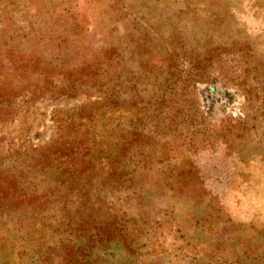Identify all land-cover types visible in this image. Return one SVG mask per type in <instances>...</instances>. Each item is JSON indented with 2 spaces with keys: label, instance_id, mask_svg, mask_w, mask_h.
Returning <instances> with one entry per match:
<instances>
[{
  "label": "rangeland",
  "instance_id": "1",
  "mask_svg": "<svg viewBox=\"0 0 264 264\" xmlns=\"http://www.w3.org/2000/svg\"><path fill=\"white\" fill-rule=\"evenodd\" d=\"M0 264H264V0H0Z\"/></svg>",
  "mask_w": 264,
  "mask_h": 264
}]
</instances>
